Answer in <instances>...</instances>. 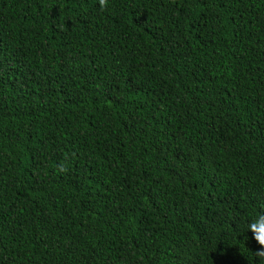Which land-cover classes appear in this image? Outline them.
<instances>
[{"label": "trees", "instance_id": "16d2710c", "mask_svg": "<svg viewBox=\"0 0 264 264\" xmlns=\"http://www.w3.org/2000/svg\"><path fill=\"white\" fill-rule=\"evenodd\" d=\"M260 211L264 0H0V264H264Z\"/></svg>", "mask_w": 264, "mask_h": 264}, {"label": "clouds", "instance_id": "9594fccd", "mask_svg": "<svg viewBox=\"0 0 264 264\" xmlns=\"http://www.w3.org/2000/svg\"><path fill=\"white\" fill-rule=\"evenodd\" d=\"M101 6L104 5L105 0H99ZM244 233V239H251L256 248L253 253L256 258L264 259V211H260L251 216L242 231ZM250 233V236L248 235Z\"/></svg>", "mask_w": 264, "mask_h": 264}]
</instances>
